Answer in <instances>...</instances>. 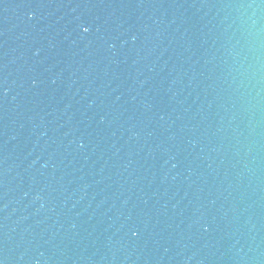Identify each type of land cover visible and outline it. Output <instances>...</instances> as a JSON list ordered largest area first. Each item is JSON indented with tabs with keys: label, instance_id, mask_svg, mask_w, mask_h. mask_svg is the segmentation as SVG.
<instances>
[{
	"label": "water",
	"instance_id": "1",
	"mask_svg": "<svg viewBox=\"0 0 264 264\" xmlns=\"http://www.w3.org/2000/svg\"><path fill=\"white\" fill-rule=\"evenodd\" d=\"M2 264H264V0H0Z\"/></svg>",
	"mask_w": 264,
	"mask_h": 264
},
{
	"label": "snow or ice",
	"instance_id": "2",
	"mask_svg": "<svg viewBox=\"0 0 264 264\" xmlns=\"http://www.w3.org/2000/svg\"><path fill=\"white\" fill-rule=\"evenodd\" d=\"M0 264H2V262H0Z\"/></svg>",
	"mask_w": 264,
	"mask_h": 264
}]
</instances>
